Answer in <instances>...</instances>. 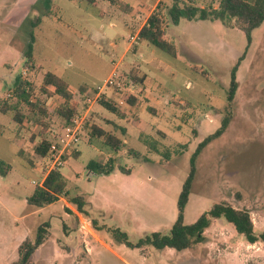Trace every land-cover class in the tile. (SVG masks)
I'll list each match as a JSON object with an SVG mask.
<instances>
[{"label": "rangeland", "instance_id": "obj_1", "mask_svg": "<svg viewBox=\"0 0 264 264\" xmlns=\"http://www.w3.org/2000/svg\"><path fill=\"white\" fill-rule=\"evenodd\" d=\"M175 1L210 5V0H123L131 11H122L108 0L94 7L76 0H0V106L15 102L9 96L18 78L41 96L47 72L75 89L86 85L97 92L116 71L121 87L104 96L124 113L117 116L97 101L89 105L76 92L78 113L91 116L123 145L113 151L87 130L78 156L69 155L60 169L67 194L36 208L28 199L46 174L41 161L30 159L35 145L30 138L40 130L25 104L21 126L0 112V264L16 262L22 242H35L45 225L31 264H264V244H249L223 219L192 249L136 247L146 235L170 233L191 158L225 118L227 129L196 160L183 222L190 225L223 202L248 210L255 231L264 230V23L249 43L238 27L220 21L173 24L169 11ZM153 13L162 20L164 38L175 45V57L131 40ZM239 61L238 89L230 102ZM131 71L146 75L144 84H133ZM129 94L137 98L134 105L126 103ZM45 106L55 108L57 98ZM48 122L52 138L62 125L56 116ZM110 159L115 166L110 174L87 167L91 160ZM77 196L83 197L85 213L72 202ZM117 230L126 241L119 242Z\"/></svg>", "mask_w": 264, "mask_h": 264}, {"label": "trees", "instance_id": "obj_2", "mask_svg": "<svg viewBox=\"0 0 264 264\" xmlns=\"http://www.w3.org/2000/svg\"><path fill=\"white\" fill-rule=\"evenodd\" d=\"M79 2H85L89 6H96L98 1L101 0H76ZM111 5L117 6L122 11H131V8L123 2V0H108ZM169 17L173 24H178L181 19L187 20H208V21H220L227 26L238 27L246 36L249 43L252 40V32L259 28L264 23V0H210V5L207 7H199L194 4H184L183 6L175 1L171 10L169 11ZM40 23V18L35 19L34 25ZM139 39L145 41L150 45L158 48L161 51L175 57L177 50L172 42L167 41L165 31L162 26V20L158 14L153 13L146 24L139 31ZM243 57L241 58V60ZM240 61L234 67L232 72V81L229 92V101H233L236 91L238 89V83L236 81V73L239 67ZM133 84H144L146 75L138 77V73L131 71V77ZM40 95H35L32 84L18 78L13 87L12 95L10 99L15 100L13 104L5 102L0 106V112L4 115L12 117L13 121L20 126L24 123V116L22 114L21 105L25 104L28 108V113L31 114L33 123H36L40 132L33 134L30 141L34 145L33 155L31 161L36 163L44 160L48 153L52 142L54 141V135L49 138L46 134L49 129V122L54 116L58 117L61 121V128L69 126L72 117L78 113L77 104L74 102V97L78 91L83 97L95 98L97 92L90 89L86 85L79 86L77 89L73 88L67 81L58 75L47 72L42 80L40 87ZM47 99L57 98L58 106L55 108L45 106ZM137 101L132 95H128L126 103L134 105ZM97 102L103 106L109 112L117 115L124 116L123 111L119 103L112 99H107L102 95ZM87 130L91 137H97L102 139V144L109 147L113 151H119L123 145V141L120 137L112 132H106L100 126L92 121V117L88 118ZM229 119L225 118L222 123V127L214 135L207 137L197 147L191 158L190 173L183 184L182 191L178 200V218L172 226L170 233L164 235L161 232H154L146 235L139 240L136 247H142L143 245H151L157 250H164L166 248L174 249L176 251H183L192 249L195 246L205 242V232L211 227L214 221L223 219L227 223L233 226L235 231L243 236V238L251 245L257 243L264 244V230L260 233L255 231L254 222L251 217V213L246 209H237L228 203H216L207 212L203 213L194 223L185 225L183 222L185 207L188 203L192 184L196 174V160L202 150L215 138L219 137L228 127ZM40 138L36 143L35 140ZM71 155L78 156V152H74ZM88 169L91 171H97L99 173L110 174L114 171V161L108 160L106 163H101L96 160H91L88 165ZM124 172L128 170L121 169ZM67 194V183L60 172L52 171L46 176L40 185H37L28 199L29 205L36 208H43L44 206L51 205L63 196ZM72 202L76 205L77 210L80 213L84 212L85 202L82 196L72 198ZM47 225L41 226L38 230V237L35 242L30 239H26L22 242L18 249V260L13 264H31V257L35 250L44 242ZM115 237L119 242L126 241V234L115 231Z\"/></svg>", "mask_w": 264, "mask_h": 264}, {"label": "built area", "instance_id": "obj_3", "mask_svg": "<svg viewBox=\"0 0 264 264\" xmlns=\"http://www.w3.org/2000/svg\"><path fill=\"white\" fill-rule=\"evenodd\" d=\"M131 40H139V36L131 37ZM119 80V74L116 71L112 72L104 86L97 90L95 98H87V104L95 103L107 90L121 87ZM88 123L87 114L76 113L69 126L62 128L59 133L53 132L54 141L47 157L41 161L46 176L52 171L60 170L65 165L68 156L79 151L82 135L87 131Z\"/></svg>", "mask_w": 264, "mask_h": 264}]
</instances>
